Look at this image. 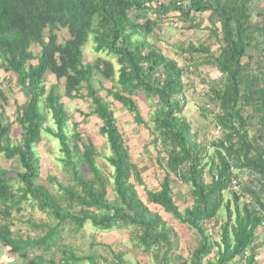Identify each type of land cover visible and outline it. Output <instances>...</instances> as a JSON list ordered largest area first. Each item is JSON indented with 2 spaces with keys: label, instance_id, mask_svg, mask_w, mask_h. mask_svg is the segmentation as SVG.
I'll return each instance as SVG.
<instances>
[{
  "label": "trees",
  "instance_id": "obj_1",
  "mask_svg": "<svg viewBox=\"0 0 264 264\" xmlns=\"http://www.w3.org/2000/svg\"><path fill=\"white\" fill-rule=\"evenodd\" d=\"M254 1L0 0V155L13 163L10 170L0 167V259L5 264H132L126 252L97 239V232L113 230L126 231L132 248L149 255L153 264H241L249 247L248 264H259L256 249L264 244V230L258 232L264 221V10L261 21H254ZM170 12H177L174 19L190 30L201 27L192 13L207 14L208 39L177 44L184 65L158 45L171 22L153 14ZM64 30L69 37L62 41ZM91 36L95 56L86 61ZM203 67L219 73L202 78L222 131L209 146L185 113L194 85L189 74L202 77ZM2 71L15 77L26 98L17 103L14 120L7 114ZM48 73L57 83L47 85ZM65 97L90 101V112L82 114L101 122L99 134L108 153L80 130L79 122L72 123ZM136 97L147 104L148 120ZM107 98L148 130L146 146L156 148V163L164 172L159 188L146 186L144 168L133 161ZM15 126L20 137L14 136ZM45 136L59 147V176L47 177L52 188L40 182L36 148ZM237 175L246 176L243 192L252 202L242 201L241 192L225 193ZM176 182L190 187L193 202L183 210L175 199ZM137 185L144 187L147 201ZM25 209L31 211L28 218ZM161 210L194 233L187 255L178 230ZM35 211L47 219L36 220Z\"/></svg>",
  "mask_w": 264,
  "mask_h": 264
},
{
  "label": "rangeland",
  "instance_id": "obj_2",
  "mask_svg": "<svg viewBox=\"0 0 264 264\" xmlns=\"http://www.w3.org/2000/svg\"><path fill=\"white\" fill-rule=\"evenodd\" d=\"M264 10V0H255L253 4V19L254 21H261L260 13ZM207 14L201 16L200 24L201 27L196 30L184 29V26L181 25L179 28L174 26L166 27L162 29L160 33V38L158 41V45L163 48L164 52L177 59L181 65H184V55L179 54V49L177 48V44L179 41L188 43L192 41L193 43L199 44L208 39L209 30H207L206 26H208V21L206 19ZM186 28V27H185ZM62 41L69 37L67 31H62ZM93 38L92 36L89 39V42L85 46V60L89 61L94 58V52L92 51L93 46ZM192 64V63H190ZM202 77H198L197 72L189 74L190 79L193 82V87L190 89L188 93V100L190 101V105L196 107V109L191 106L189 108V112L195 113L192 117L189 115V119L193 124L194 131L198 133L199 140L209 146L212 140H216L222 135V131L217 127L214 116L215 113L218 112V108H216L213 103H211L206 95H204L206 86L208 84L202 81V78L208 80V78H217L219 77V73L216 70L211 69L210 67L201 68ZM2 87L4 88L6 94L9 97V105L7 106V114L11 117L12 120L15 119V112L17 103H23L25 101V97L23 93L20 91L19 87H17L15 83V77L10 76V74L2 71ZM47 85L57 83V79L54 75L48 73L46 76ZM106 86H111V83L106 81ZM61 91L63 92V86H60ZM106 96V93H102ZM110 100L112 107L116 111V116L118 118L119 126L125 137L127 139L128 145L131 150L132 158L135 163H138L143 171V178L145 180L146 186L149 189H157L159 188L163 177V170L157 165L156 157L157 150L153 145L146 146V143L150 140L149 132L143 126H138L133 122L132 115L118 102L113 101L112 98H107ZM137 103L141 109L142 115L146 120L149 119V108L147 104L144 102L143 98L136 97ZM66 103V107L68 111L73 115V120L80 123V130L90 137L97 148L102 153H108V147L106 144V140L99 134V127L101 122L96 116H91L89 118L85 117L82 113L90 112V101L86 100H70L68 98H64ZM195 101V102H194ZM210 104V108L207 109V114L203 112V108ZM188 109V108H187ZM211 110V111H209ZM209 111V112H208ZM191 117V118H190ZM21 129L19 126H15L14 136L20 137ZM148 147V149H147ZM58 146L56 141L49 138L48 136L44 138V140L38 145L36 148L37 153L41 160V179L40 182L42 184H46L49 188H52V185L47 182L48 176H59V168H58ZM213 148H210V152L212 153ZM0 167H4L7 169H12L13 163L12 161L4 158L0 155ZM244 178L246 176H243ZM137 190L141 195L144 201H147V196L145 193V189L143 186L137 185ZM174 194L175 199L181 209L183 210L188 205H191L193 200L190 194V187L181 183L176 182L174 185ZM152 209H159L158 206L150 204ZM27 209V207H26ZM24 213L27 218L30 216L31 211L26 210ZM163 217L175 228L178 230L181 236V244L182 251L185 255L188 254V250L192 248L194 244V233L190 231L186 226L181 225L176 219H174L171 215L165 213L163 210L160 211ZM34 218L36 220H45L47 219L42 213L35 211ZM16 228L20 229L22 232H27V228L17 223ZM86 232V235L89 236V231ZM98 240L103 241L107 244H112V246L117 250H122L126 252V257L132 261V264H153L149 255L143 254L139 250L132 248V243L129 240L128 233L126 231H117L113 230L110 232H97ZM259 239L263 240V237H259ZM85 241V240H84ZM86 239V249H89V243ZM1 247V244H0ZM260 255L262 256L260 260V264H264V252L261 251ZM0 264H5L4 260L0 259Z\"/></svg>",
  "mask_w": 264,
  "mask_h": 264
},
{
  "label": "built area",
  "instance_id": "obj_3",
  "mask_svg": "<svg viewBox=\"0 0 264 264\" xmlns=\"http://www.w3.org/2000/svg\"><path fill=\"white\" fill-rule=\"evenodd\" d=\"M175 16H178L177 12H170L168 15H164V14H153V18L157 19V20H163L164 22L170 21L171 23H169L171 26L174 27H178L180 26L179 22L177 20H175ZM192 17L194 18V22H197L200 20V15L196 14V13H192ZM182 68L184 69V74L187 75V68L185 66H182ZM208 107H210V105H208ZM243 177L242 176H234L231 179L230 185L227 188V190L225 191L226 194H232V192H241V200L245 201V202H252V197L249 194H245L243 192ZM264 230V221L262 222L261 226L259 227L258 232L261 233V231ZM262 247L260 246L258 249H256L257 251V255H256V260L260 261V249ZM252 252V247L247 248L246 251L244 252V257L242 258V263L241 264H248V259L251 255Z\"/></svg>",
  "mask_w": 264,
  "mask_h": 264
},
{
  "label": "crops",
  "instance_id": "obj_4",
  "mask_svg": "<svg viewBox=\"0 0 264 264\" xmlns=\"http://www.w3.org/2000/svg\"><path fill=\"white\" fill-rule=\"evenodd\" d=\"M194 102H195V101H194ZM191 106H193V105H192V104L190 105V101H189V104H188V106L186 107V110H185V113L187 114L188 117H189V115H191V117H192V116L195 114V113H192V114H191V113L189 112V108H191ZM193 107L196 109L195 106H193ZM187 108H188V109H187ZM191 117H190V118H191ZM261 247H262V248H261L260 250H261V251L263 250V252H264V244L261 245ZM261 251H260V253H261ZM261 257H262V256L260 255V258H261ZM261 259H262V258H261ZM258 262H259V264H260V261H258Z\"/></svg>",
  "mask_w": 264,
  "mask_h": 264
},
{
  "label": "clouds",
  "instance_id": "obj_5",
  "mask_svg": "<svg viewBox=\"0 0 264 264\" xmlns=\"http://www.w3.org/2000/svg\"><path fill=\"white\" fill-rule=\"evenodd\" d=\"M200 19H201V16H200ZM200 21V20H199Z\"/></svg>",
  "mask_w": 264,
  "mask_h": 264
}]
</instances>
